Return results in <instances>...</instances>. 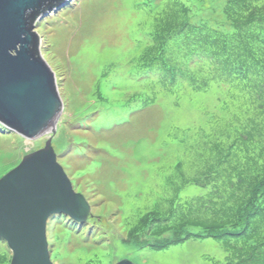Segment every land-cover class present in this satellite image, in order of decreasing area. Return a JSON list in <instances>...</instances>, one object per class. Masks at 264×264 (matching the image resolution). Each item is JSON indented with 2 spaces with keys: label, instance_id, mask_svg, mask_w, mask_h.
Returning a JSON list of instances; mask_svg holds the SVG:
<instances>
[{
  "label": "rangeland",
  "instance_id": "rangeland-1",
  "mask_svg": "<svg viewBox=\"0 0 264 264\" xmlns=\"http://www.w3.org/2000/svg\"><path fill=\"white\" fill-rule=\"evenodd\" d=\"M144 1L66 0L44 12L35 31L64 104L56 134L29 140L0 124V176L6 167L19 165L26 155L44 148L52 137L58 161L76 192L85 195L91 206L85 222L65 214L49 220L54 264H117L123 259L135 264H223L228 252L219 240L190 237L177 244L159 242L141 249L134 235H141L144 246L156 237L135 234V226L158 205L169 215L172 205L164 197L180 201L192 188L189 200L231 193L232 183L239 181L248 162L264 158V95L242 87L233 104L224 108L219 100L228 88L221 84L224 82L213 84L204 93L194 92L186 82L174 88L161 71H144L137 78V72L131 70L132 58L141 44L150 41L142 23L153 20L147 6L137 7ZM161 2L149 0V5ZM223 3L225 0H207L196 18L222 26ZM203 62L194 57L189 67L195 69ZM99 87L107 98L103 97L104 102L93 97ZM144 91L146 102H130L133 95L141 98ZM120 101L130 105L107 108L108 102ZM234 119L242 122L240 131L229 126ZM242 136L252 137L250 142L257 144H249ZM235 137L240 139L239 146L229 152ZM218 152L228 155L220 164L219 176L201 173L198 181L204 187H185L184 180L197 175L204 162ZM200 153L206 161L200 159ZM176 209L173 221L182 217L175 204L173 212ZM3 250H8L12 260L8 243L1 239Z\"/></svg>",
  "mask_w": 264,
  "mask_h": 264
},
{
  "label": "trees",
  "instance_id": "trees-1",
  "mask_svg": "<svg viewBox=\"0 0 264 264\" xmlns=\"http://www.w3.org/2000/svg\"><path fill=\"white\" fill-rule=\"evenodd\" d=\"M206 1L162 0L159 6L149 5V0L137 3V7L147 6V14H152L153 20L142 23L143 33L150 41L140 45L139 51L132 58L131 70L137 72V78L144 71L164 72L166 83L171 82L174 88L185 82L190 83L194 92L208 93L213 84L224 82L221 84H227L228 88L219 99L224 108L233 104L237 99L236 92L242 87L263 96L264 0H225L222 4L224 23L219 27L210 25L204 17L199 20L196 18L197 13L201 12V7L205 8ZM194 57L204 61L198 63L195 69L189 67ZM225 74L227 79L223 77ZM120 81L117 83H125ZM144 93L145 91L140 95L141 98L133 95L130 102L135 99L146 102ZM102 94L99 87L94 91L93 97L104 102L103 97H106ZM118 94L120 96L121 93ZM107 104V108L114 107V104H124L123 107L130 105L126 101ZM235 120H231L229 126L233 131H240L242 122ZM170 131L177 138L182 137L177 131ZM242 137L248 138L249 142L252 140V137ZM182 140L183 143L186 142ZM239 140V137L233 138L229 152L233 151L235 146L238 148ZM222 143L220 145H223ZM249 144L255 145L257 142ZM200 156L202 161L207 160L204 153H200ZM226 158L228 155L218 152L214 158L204 162L197 175L184 180L185 187H204L198 181L200 174L219 176L220 164ZM181 165L182 162H179L176 166ZM16 166H10L9 169L6 167L1 176H5ZM245 168L239 181L232 183L231 193L218 196L215 192L218 197L210 198L209 196H214L213 193L207 196L208 200L203 197H192L189 200L188 194L190 190H194L192 188L181 198L180 201H185L183 205L177 204L180 202L177 198L164 197V201L172 205L169 215H164L158 205L144 213L140 223L135 226V234L143 232L146 236L156 237L155 242L149 239V243L144 246L141 235H134L136 241L141 244L140 248L159 242L163 245L177 244L190 237L214 238L219 240L225 252H228V260L223 264H264V158L251 159ZM175 204L181 210L182 217L173 221L171 218L177 211L176 209L173 212ZM215 211L216 216L213 218ZM207 214L210 215L209 218L201 219L200 215ZM157 237L160 238L159 241ZM9 254L8 250L0 251V264L11 263Z\"/></svg>",
  "mask_w": 264,
  "mask_h": 264
},
{
  "label": "water",
  "instance_id": "water-1",
  "mask_svg": "<svg viewBox=\"0 0 264 264\" xmlns=\"http://www.w3.org/2000/svg\"><path fill=\"white\" fill-rule=\"evenodd\" d=\"M66 0H0V124L25 139L53 133L63 111L56 75L44 59L36 21ZM91 206L76 192L48 139L0 178V238L11 264H54L48 222L65 214L85 222ZM117 264H135L123 259Z\"/></svg>",
  "mask_w": 264,
  "mask_h": 264
}]
</instances>
